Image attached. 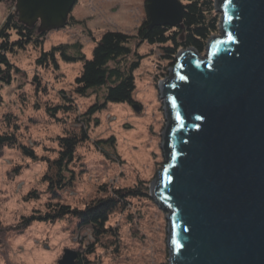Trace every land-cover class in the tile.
<instances>
[{
  "label": "rangeland",
  "instance_id": "obj_1",
  "mask_svg": "<svg viewBox=\"0 0 264 264\" xmlns=\"http://www.w3.org/2000/svg\"><path fill=\"white\" fill-rule=\"evenodd\" d=\"M13 4L12 0L0 1V22ZM145 15V0H77L70 13L76 21L48 31L42 50L69 45L66 54L77 57L74 44L78 43L89 58L104 32L134 35ZM35 29H39V21ZM135 48L142 54L134 71L133 99L138 108L107 103L94 112L87 122L90 141L80 150L85 167H79L72 188L59 197L60 202L81 208L112 189L148 188L147 198H131L110 214L105 227L115 234L106 235L101 242L84 237L87 232L78 231L68 220L22 221L38 208V202H44L43 197L38 200L31 194L43 190L40 179L47 166L42 159L52 157L54 137L63 130L64 119L73 116H65L64 95L71 96L82 113L96 99L92 94L84 97L73 92L79 59L66 61L57 53L55 68L51 63L47 67L36 63L40 50L31 47L10 54L18 71L10 83L0 81V128L6 130L7 113L14 115L19 139L29 147L36 141L39 159L23 158L19 151L6 147L0 150V264H57L66 249L81 255L82 264H168L166 214L149 196L163 165L160 143L165 119L159 97L163 77L158 68L163 59L155 45L143 43ZM57 105L60 107L53 111L51 107ZM91 243L94 252L86 254Z\"/></svg>",
  "mask_w": 264,
  "mask_h": 264
},
{
  "label": "water",
  "instance_id": "obj_2",
  "mask_svg": "<svg viewBox=\"0 0 264 264\" xmlns=\"http://www.w3.org/2000/svg\"><path fill=\"white\" fill-rule=\"evenodd\" d=\"M13 1L47 32L77 0ZM213 2L217 34L203 54L178 51L159 83L163 165L149 196L166 214L168 264H264V0ZM145 8L149 28L182 21L179 0ZM77 257L66 249L57 264Z\"/></svg>",
  "mask_w": 264,
  "mask_h": 264
},
{
  "label": "trees",
  "instance_id": "obj_3",
  "mask_svg": "<svg viewBox=\"0 0 264 264\" xmlns=\"http://www.w3.org/2000/svg\"><path fill=\"white\" fill-rule=\"evenodd\" d=\"M179 1L183 5V17L177 27L149 28V21L145 15L134 35L118 30L104 32L95 41L89 58L81 52L78 43L74 44L77 57H69L66 54L69 45L59 44L49 51H43L42 45L48 31L40 32L35 29V24L26 25L20 22L15 4L7 11L0 22V81L10 83L13 73L18 71L10 59V54L31 47L40 50L36 63L43 67L51 63L57 68V53L66 61L79 59L81 64L74 79L73 92L84 97L92 94L96 99V103L82 113L77 111L74 99L64 95L66 104L62 108L66 113L65 116L71 114L73 116L64 119L63 130L54 137L56 146L51 149L52 157L45 155L46 157L42 159L47 166L46 172L40 179L43 190L39 191V194L36 192L31 194L36 198L39 197L38 200L43 197L44 202H38V208L22 220L24 224H29L32 220L40 222L68 220L74 223L78 231L87 232L84 237H91L94 241L101 242L106 235L115 234L113 230L105 227L113 211L124 207L131 198L148 197V188L135 186L112 189L106 196L92 199L81 208L71 207L59 201L61 192L72 188L75 172L81 170L79 167H85L80 150L90 141L87 122L94 112L107 103H128L138 108L133 99L134 71L139 66L142 54L135 47L146 43L158 48L163 59V66H158L159 75L164 78L178 51L193 48L203 53L209 37L218 32L219 16L215 13L213 0ZM75 21L69 14L67 25ZM37 86L40 87L39 83ZM57 107L60 106H53L51 109L54 111ZM49 109L47 108V111ZM4 120L6 130L0 128V150L6 147L19 151L23 158L33 161L39 159L35 152L38 143L34 141L33 147H29L19 139L17 118L7 113ZM93 252L94 245L91 243L86 254ZM82 259L83 257L78 254L77 264H82Z\"/></svg>",
  "mask_w": 264,
  "mask_h": 264
}]
</instances>
